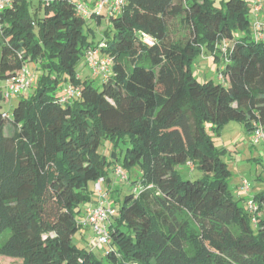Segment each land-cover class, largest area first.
Instances as JSON below:
<instances>
[{
    "label": "trees",
    "instance_id": "obj_1",
    "mask_svg": "<svg viewBox=\"0 0 264 264\" xmlns=\"http://www.w3.org/2000/svg\"><path fill=\"white\" fill-rule=\"evenodd\" d=\"M123 1L120 13L88 18L76 11L85 0L34 8L11 0L0 11V256L20 264H264V188L245 201L253 212L241 206L228 188L226 151L205 129L236 122L248 135L264 131V40L253 37L250 4ZM88 50L112 62L101 88L78 71ZM203 50L220 66L217 82L190 71ZM23 67L35 82L9 116L2 89ZM66 87L79 95L62 102ZM104 141L122 142L121 158L101 154ZM117 165H137L139 177L113 201L111 242L99 258L73 237L84 226L81 205L99 179L111 183ZM179 166L201 176L185 180Z\"/></svg>",
    "mask_w": 264,
    "mask_h": 264
},
{
    "label": "rangeland",
    "instance_id": "obj_2",
    "mask_svg": "<svg viewBox=\"0 0 264 264\" xmlns=\"http://www.w3.org/2000/svg\"><path fill=\"white\" fill-rule=\"evenodd\" d=\"M72 2H78L79 0H71ZM96 0H85L87 5L92 6ZM220 0H216V5H219ZM251 5L252 0H247ZM31 6L34 8L38 5V0H30ZM261 16L260 20H264V11L257 17L251 11L249 19L252 24L257 21V18ZM263 16V17H262ZM87 28V27H86ZM85 28V31H86ZM101 29L98 34H96L95 40L98 41L102 38ZM83 60L78 66V71L80 76L84 79L87 78L92 81V84L96 88H101L104 76L102 74L93 75L91 70L83 65ZM30 71L34 73L33 68L29 67ZM219 69L220 66L213 60L212 55L203 50L190 64V71L192 72L195 79L199 82L205 81H219ZM111 75V74H110ZM18 102V98H13L9 102H4L2 105V111L7 112L11 116L12 109L14 105ZM205 129L208 136L213 140L215 148L218 150H225L224 162L230 171V177L228 179V188L231 191L235 200H242L241 206L247 209V203L245 201L252 198L255 192V187L264 188V146L261 144L252 145V135H248L244 127L236 122H229L222 129L217 132L212 129L211 124H205ZM124 151V145L122 142L114 143L111 141H104L99 147V152L104 154L109 160H111L112 153L114 152L118 158H121ZM240 157V159H239ZM178 171L183 179L195 180L200 177L199 171L190 172L185 166H179ZM127 175L128 182H132L139 177V168L137 165L130 167L128 170L124 169ZM115 181H119L115 176L112 177ZM243 181L249 185V191L245 192L243 190ZM121 183L119 185L120 192L108 193V202L112 205L113 201L116 200V207L118 206V201L122 200L123 195L128 189L129 183ZM119 184V183H117ZM103 190L106 189V184H102ZM262 188V189H263ZM261 190V189H260ZM87 203L81 205L80 215H83ZM84 237L86 242L90 243L89 247L94 252L95 256L103 257L105 252L108 250L106 245L95 244V235L90 227L83 226L73 237L74 243L79 247H84L80 242L81 237ZM21 260L0 256V264H20Z\"/></svg>",
    "mask_w": 264,
    "mask_h": 264
},
{
    "label": "built area",
    "instance_id": "obj_3",
    "mask_svg": "<svg viewBox=\"0 0 264 264\" xmlns=\"http://www.w3.org/2000/svg\"><path fill=\"white\" fill-rule=\"evenodd\" d=\"M11 0H0V11H2L7 5H9ZM124 4L123 0H96L92 7H89L86 3L78 2L76 4V11L83 18H88L92 12L97 14L106 11L110 14L120 13L122 6ZM251 11L257 17L264 11V0H252ZM253 37L256 41L264 40V23L256 21L252 26ZM144 42L147 45H152V41L144 36ZM226 44L223 46L222 52H226ZM85 63L91 70L93 75L102 74L105 76L110 72L112 62L107 58H97V52L88 50L85 54ZM35 82V76L29 71L27 67H23L16 76L11 80L4 83L2 89L3 101L9 102L11 99L26 94V92L32 87ZM79 95L78 89H73L71 87H66L62 91L61 101L67 102L74 96ZM252 145L261 144L264 146V131L262 128L257 127L252 134ZM114 176L118 178L120 183H127L128 178L124 170L119 166L114 168ZM103 179H99L93 187L94 200L85 209L83 224L86 227H90L95 235V244L106 245L110 244L109 236V223L111 219L117 215V209L108 202L107 194L102 188ZM243 190L245 192L249 191V185L243 181ZM139 187L134 189L137 192ZM247 207L250 212L254 211V205L251 201L247 202Z\"/></svg>",
    "mask_w": 264,
    "mask_h": 264
},
{
    "label": "crops",
    "instance_id": "obj_4",
    "mask_svg": "<svg viewBox=\"0 0 264 264\" xmlns=\"http://www.w3.org/2000/svg\"><path fill=\"white\" fill-rule=\"evenodd\" d=\"M263 17V16H262ZM261 19V16L260 17H258L257 18V21H259V22H261V23H264V20H260ZM97 56L99 57V54H97ZM85 66V65H84ZM15 98H17V97H15ZM239 159H240V157H239ZM110 177H111V183H106V189H105V191H106V193L108 194V193H114V192H116L117 190H120V188H119V185H121V183L118 181H115L112 177H113V175L111 174L110 175ZM117 183H119V184H117ZM263 187H255V192H257L258 190L260 191V189H262ZM117 193V196H118V194H119V192H116ZM94 200V195L92 194L91 195V200H90V202L87 204V206L85 207V208H87L90 204H91V202ZM85 212V211H84ZM83 215H84V213H83ZM88 228V227H87ZM80 242L84 245V246H89L90 245V243L87 241L86 242V240L84 239V237L82 236L81 237V239H80Z\"/></svg>",
    "mask_w": 264,
    "mask_h": 264
}]
</instances>
